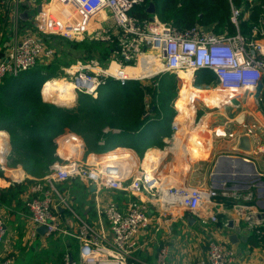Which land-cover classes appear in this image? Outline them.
Wrapping results in <instances>:
<instances>
[{"label":"built area","instance_id":"obj_1","mask_svg":"<svg viewBox=\"0 0 264 264\" xmlns=\"http://www.w3.org/2000/svg\"><path fill=\"white\" fill-rule=\"evenodd\" d=\"M56 4L55 11L38 13L35 20L45 34H54L70 42L85 40L104 42L113 45L110 66L104 67L98 60L78 62L67 71L75 98L89 95L97 99L99 90L109 80L126 86L129 81L152 80L166 75L189 74L193 84L199 73L213 75L215 87L208 86L205 91L218 90L233 94L226 105H231L243 97L252 96L258 101L264 86V6L263 17L245 36L240 31L231 36L217 35L200 27L178 30L171 24L162 22L157 13L149 14L148 19L140 23L132 16V11L145 5L144 0H51ZM13 0H0V5L9 6ZM147 9L149 5H146ZM243 8L232 7L231 22L238 29L241 24ZM248 16V15H247ZM244 17V20L246 17ZM55 58L54 49L48 47L33 34L22 37L5 55H0V84L9 76L18 77L33 70L40 62L48 63ZM118 66L110 72L112 65ZM138 68L146 72L143 76H129L127 68ZM67 80V79H66ZM179 83H181L178 80ZM225 105V106H226ZM177 121L172 123V139L183 134ZM106 130L105 133H108ZM251 134L247 128L245 133ZM232 132L223 127H216L213 135L217 139H237L243 133ZM240 135V136H239ZM71 138L73 140H71ZM60 141L78 156L83 152V143L77 137L67 133ZM76 139V140H75ZM59 141V144H60ZM79 144L72 149L69 144ZM126 152L130 153V150ZM264 153V150H260ZM103 160L93 154H87L85 161L70 159L66 164L57 162L45 178L48 183H64L76 180L96 185L97 191L107 190L121 192L131 199L126 210L122 212L118 205L108 202L100 210L109 233L82 223L77 232L64 228L56 215L58 206L51 190H44L43 184H36L32 197L27 201L29 219L32 227L31 237H39L40 228L46 227V236L65 235L72 237L79 245V261L66 254L64 264H137L135 254L145 246L140 237L160 225L175 221L188 213L196 215L204 204L218 196L215 190L204 191L187 186L167 187L162 179L160 167L154 160L140 167L130 154ZM9 157L0 155V171H10ZM43 193L42 197H37ZM226 194V193H225ZM236 199L249 201L252 194ZM65 205L67 201L59 197ZM238 212L250 231L264 235V218L253 220L242 213L244 206H238ZM237 208V209H238ZM218 223L217 216L209 218ZM206 219L202 223H206ZM6 238L5 223L0 214V246ZM171 250L163 245L159 248L155 264H169ZM14 259L7 257L1 264H13ZM191 264H239L236 251L220 241L208 244L206 256Z\"/></svg>","mask_w":264,"mask_h":264},{"label":"crops","instance_id":"obj_2","mask_svg":"<svg viewBox=\"0 0 264 264\" xmlns=\"http://www.w3.org/2000/svg\"><path fill=\"white\" fill-rule=\"evenodd\" d=\"M16 2L17 6L13 10L11 6ZM56 6L51 0H13L9 6H6L7 8L0 6V19L5 20L2 26L0 23V40L3 37V42L0 44V55L7 54L11 47L21 39L10 34V24L13 17L16 18L17 16L18 18L20 16L21 22L29 23L31 22L30 12L36 10L37 13L41 11L54 12ZM14 14L16 15L14 16ZM26 26L24 24V27ZM110 70L116 71L113 66ZM127 73L135 77L138 70L129 69ZM141 73L145 74L143 71ZM191 84L194 85L193 82ZM208 86L215 87V81L211 85H201L200 87L205 90ZM193 87L198 86L195 84ZM40 92L42 99H45L43 88ZM215 93L220 94V97L222 96L219 92L212 94ZM260 98L258 101L249 95L237 100V104L226 105L222 111L224 118L216 119L213 124L210 121L208 124L210 129L223 127L232 132L243 133L241 137L248 136L252 144V149L248 152L239 148L241 137L217 139L213 135V142L211 141L209 148L206 147L208 149H205L204 157L193 158L181 149V147L186 149V146H190L188 136L185 139L179 137L172 139L171 124L170 135L163 139L160 146L147 149L143 156H141L142 153L140 154L132 148H117L104 154L91 153L98 160L108 154H113L112 152L116 153L119 151L118 149L125 150L123 152L126 154L129 153L126 151L130 150L129 154L134 158L138 169L141 165L145 166L148 163L146 160L148 155L152 153V158L160 167L162 179L167 187L183 185L189 188L197 187L204 191L212 189L218 192V196L214 200L204 204L198 216L184 212L183 217L178 216L171 225L164 223L158 226L159 231L156 233L155 229L152 228L147 234H143L140 237V242L145 247L135 254L137 264H155L158 250L163 245L169 246L171 250L169 264H191L193 261L206 256L208 244L211 241L223 242L230 249L236 251L239 256V264H264V247L252 246L251 237L256 232L249 230L238 212L240 210L238 206H244L242 213L253 218V220L264 218V153L260 152V150H264V86ZM191 107L184 108L189 110ZM229 111L234 112L235 116L230 117ZM194 118L195 115H193L191 125ZM1 126L3 127L2 124ZM1 126L0 133H4V135H0V155L4 158L9 157L10 160L13 150V136ZM247 128L252 131L251 134L245 133ZM59 138L56 139L58 145L56 154L63 160L68 148ZM9 167L11 169L8 173L0 171V197L15 184H25L27 189L18 201L7 199L3 203L0 202L2 204L0 205V214L6 226V238L0 246V264L7 257L14 259L11 248L18 246L21 238L29 239L34 243L37 246L36 251L48 250V246L54 241L57 244L62 242L61 254L57 258H52L49 264H64L65 254H71L76 262L80 259L79 245L72 237L65 235L46 236L40 232L39 237L35 239L31 237L32 227L26 203L32 197L33 187L38 183L43 184L44 190H51L54 193L56 204L59 205L58 209L55 210L56 215L64 228L73 233L77 232L84 222L97 229L101 228L100 225L103 223L104 232L109 233L105 219L100 216L101 208L108 202H113L124 212L132 199L121 192L107 190L91 192V186L88 183L76 180L58 184L46 182L45 178L48 175L42 179H35L21 165L14 166L10 161ZM27 180H32V183L27 184ZM235 194L239 196L252 194V197L249 201H244L236 199ZM42 196L43 193L37 194V197ZM59 197L65 198L68 205L60 203ZM213 215L217 216L218 223L209 220ZM188 217L191 220H188ZM204 219L207 220L205 224L202 223ZM231 223L234 228L229 227ZM176 226H180L178 230L175 229ZM232 235H237L238 244L234 245L230 242ZM246 240L247 242H245ZM76 253L78 259H76ZM146 255H148L147 258Z\"/></svg>","mask_w":264,"mask_h":264},{"label":"trees","instance_id":"obj_3","mask_svg":"<svg viewBox=\"0 0 264 264\" xmlns=\"http://www.w3.org/2000/svg\"><path fill=\"white\" fill-rule=\"evenodd\" d=\"M144 1L145 5L132 11V16L140 23L149 17L146 5L154 2L159 19L178 30L200 27L217 35L231 36L239 31L248 36L249 29L259 25L264 6V0ZM232 7L243 8L239 29L231 22ZM4 21L0 19L1 26ZM2 42L3 37L0 44ZM44 43L54 49L55 46L64 45L73 50H82L84 62L98 60L104 67L108 66L113 56V45L103 42L85 40L79 44L62 37H52ZM101 46L104 48L101 49ZM63 53L65 60L55 51L54 60L47 64L40 62L35 69L18 77H6L0 84V126L2 124V129L13 136L12 165H21L35 179L46 177L51 167L61 161L56 154V139L67 132L76 134L84 141L86 154L132 148L142 153L141 156L147 149L160 146L163 139L170 135L176 115L173 103L177 78L172 75L154 78L147 83L132 80L123 87L109 80L99 90L101 97L94 99L81 94L77 106L72 110L45 103L40 91L46 81L57 78L60 67L70 66L73 62L66 52ZM214 81L213 75H206L196 86L211 85ZM171 91L173 94L170 95ZM180 94L181 91L176 105L188 115L189 110L180 104ZM193 115L188 116L191 122ZM106 130L109 132L105 133ZM26 183L31 184L32 180ZM26 189L25 184H15L2 194L0 202L7 199L18 201ZM251 244L263 248L264 235L254 234Z\"/></svg>","mask_w":264,"mask_h":264},{"label":"rangeland","instance_id":"obj_4","mask_svg":"<svg viewBox=\"0 0 264 264\" xmlns=\"http://www.w3.org/2000/svg\"><path fill=\"white\" fill-rule=\"evenodd\" d=\"M16 6H17V2L13 3L11 8L14 10ZM15 15L16 14H14V16ZM37 15H38L37 10L30 12L31 22H29V23L21 22L19 15H18L19 16L18 18H17V16H16V18L13 17V21L10 24V34L12 36H15L17 39L22 38L23 36H26L27 34H33V35L37 36L39 39H41L43 42H46L47 38L60 37V36H57L54 34H45L42 32V30L39 27L36 28L33 25V21L35 20ZM24 24L27 25L28 27L27 26L24 27ZM248 33H249V31H248ZM249 34H248V36H251V34L250 35ZM96 42H98V41H96ZM80 43H82V42H79V44ZM100 48L103 49L104 47L101 46ZM52 49H54V48H52ZM54 51H57V54L59 56H61V58H63V59H64V53L63 52H66L68 54V57H70L72 59V61H73L72 64H70V66H61L60 69L57 71V76H56L59 79L60 78L61 79H67L69 81L70 78L66 74L67 71H71L70 68L72 66H75L76 64H78V62H84V60H82V58L85 56L84 52L82 50L78 51L77 49L73 50L69 46H64V45L55 46ZM112 51H113V49H112ZM110 64H111V61L108 65L110 66ZM203 76H204L203 73L198 74L196 84H199L200 81H202ZM148 81L149 80H144V81H140V82L147 83ZM189 84H191V83H189ZM192 86H194V85H192ZM183 90H184V87L177 80L176 89H175V93H174L175 94V100L173 103L176 115L174 116L173 120L179 122L181 127H182L181 129L183 130V134L178 135L177 137L185 139L187 136V135H185V133L187 132L188 127H187V124L182 123L180 121V119H179L180 113L178 112L177 105H176V103H177L176 101L179 97V93L181 91L180 95L182 96ZM169 93L171 95V94H173V91H171ZM105 95H106V93H104L103 97H105ZM99 97H101V93H99L98 98ZM147 99L149 100V97H147ZM190 102H192L194 104L196 102V105H195L196 106V113L194 114L196 121L194 118V122L191 125V127H198V125L200 124V122L202 121L203 118L208 119V121L209 122L211 121L212 124L215 122L216 119L220 120V119L224 118L222 111H223V109H225V107H223V108H218V107L211 108V107L207 106L203 101L197 102V101L190 100ZM237 103L238 102L236 100L233 101V104H237ZM228 113H229L228 115L230 117L235 116L234 112L229 111ZM213 131H214V129H210V128H208V130H207L206 135L208 134L207 138L209 137L210 140H213ZM70 134L77 137L78 140L75 139L77 142L80 141V143L81 142L83 143V140L79 136H77L76 134H73V133H70ZM200 137H204V135H201ZM71 140H73V139L71 138ZM84 147H85V144H84ZM57 149H58V145H57ZM85 149L86 148H83L84 153H82L76 157L75 152H73L69 147L68 151L67 150L65 151V158L63 160L60 158V160H61L60 163H62V165H64L67 163L68 160L75 158V157H76L75 159L81 160L84 162L86 157H87ZM103 160H107V159L104 158ZM178 227H180V226H178ZM178 227L176 226L175 229L178 230ZM62 246H63L62 242H59L57 244L54 241V243H52L48 246V250L36 251L37 246L34 243H32L29 239L21 238L18 242V246L11 248V252L13 254L12 256L14 257V261L16 264H20V263L21 264H49L50 261L52 260V258H57L61 254ZM65 256H66V254L64 255V259H65ZM75 256H76V259H78L77 253L75 254ZM147 257H148V255H146V258Z\"/></svg>","mask_w":264,"mask_h":264},{"label":"bare ground","instance_id":"obj_5","mask_svg":"<svg viewBox=\"0 0 264 264\" xmlns=\"http://www.w3.org/2000/svg\"><path fill=\"white\" fill-rule=\"evenodd\" d=\"M112 66L114 70L118 69V66H116L115 64H113ZM129 69L130 68H127L126 71H128ZM131 69L138 70V74L135 77L141 76L140 75L142 71L141 69H138V68H131ZM110 72H114V71L110 70ZM178 80L181 82L182 86L184 87L183 94L181 96V106L183 107L192 106L189 109L188 115L183 113L182 110L177 106L178 112L180 113V118H179L180 121L182 123L187 124L188 130L185 133V135L188 136V139L190 142L189 147L186 146V149H183V147H181V149L185 151L187 155L189 154L193 158H203L205 149H208L211 146V141H212L209 139V137L207 138L208 134L206 135L207 130L209 128V125H208L209 121L208 119L203 118L200 124L198 125V127H191V119L190 117L188 118V116L196 113V106H195L196 102L194 104L190 102V100L197 101V102L203 101L207 106L211 108H216V107L223 108V107H226L225 105L227 104L228 101L231 100L230 98L233 97L232 96L233 94L232 95L227 94L224 92H220L218 90L205 91L204 88L202 87L195 88L191 84H189L193 82L192 77L189 74H180ZM43 91H44V96L46 98L54 99L56 101L71 102V100L75 99L74 88L71 82H69L66 79L60 78V79H53V80L50 79L46 81V83L43 86ZM213 92H219L222 94V96L220 97V94H216V93L212 94ZM0 135H4V134H0ZM201 135H204V137H200ZM69 145L72 147V149L79 148V145H76L74 142ZM124 154L126 153L123 151H118L113 154H108L104 158L105 159L114 158V157H118ZM152 156L153 154L150 153L146 161L149 162V161L155 160L154 158H152ZM122 157H126V156H122Z\"/></svg>","mask_w":264,"mask_h":264},{"label":"water","instance_id":"obj_6","mask_svg":"<svg viewBox=\"0 0 264 264\" xmlns=\"http://www.w3.org/2000/svg\"><path fill=\"white\" fill-rule=\"evenodd\" d=\"M39 10H40V8H39ZM147 12L151 15L157 13V7H156L154 2H150L148 9H147ZM33 25L36 28H38V22L36 20L33 21ZM43 100H45L44 101L45 103L53 104V105L57 106L58 108L69 109V110L74 109L78 104V98L71 100V102L56 101L54 99H47V98L43 99ZM239 144H240L239 148L242 151L248 152V151H251V149H252L251 139L248 136L241 137L239 140ZM96 190H97L96 185H91V192H95ZM188 220H191V218L188 217ZM229 227L234 228V225L231 223L229 225ZM5 228H6V226H5ZM39 232L41 234L45 235L47 233V228L46 227L40 228ZM237 232H239V230H237ZM230 242L234 245L238 244L239 239H238L237 235H232L230 237ZM245 242H247V240Z\"/></svg>","mask_w":264,"mask_h":264}]
</instances>
